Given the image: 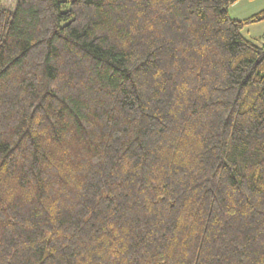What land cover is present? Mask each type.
I'll list each match as a JSON object with an SVG mask.
<instances>
[{"label": "trees", "instance_id": "1", "mask_svg": "<svg viewBox=\"0 0 264 264\" xmlns=\"http://www.w3.org/2000/svg\"><path fill=\"white\" fill-rule=\"evenodd\" d=\"M239 1L0 0V264H264Z\"/></svg>", "mask_w": 264, "mask_h": 264}, {"label": "crops", "instance_id": "2", "mask_svg": "<svg viewBox=\"0 0 264 264\" xmlns=\"http://www.w3.org/2000/svg\"><path fill=\"white\" fill-rule=\"evenodd\" d=\"M263 9L264 0H241L229 8L228 14L231 19L243 20ZM243 35L251 42L259 43L264 37V21L245 27Z\"/></svg>", "mask_w": 264, "mask_h": 264}, {"label": "rangeland", "instance_id": "3", "mask_svg": "<svg viewBox=\"0 0 264 264\" xmlns=\"http://www.w3.org/2000/svg\"><path fill=\"white\" fill-rule=\"evenodd\" d=\"M2 4L7 9H13L15 0H2Z\"/></svg>", "mask_w": 264, "mask_h": 264}]
</instances>
